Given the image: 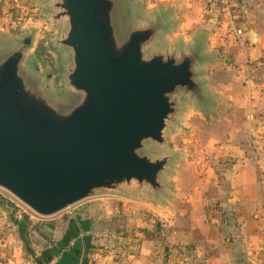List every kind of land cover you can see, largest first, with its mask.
<instances>
[{"label": "water", "instance_id": "1", "mask_svg": "<svg viewBox=\"0 0 264 264\" xmlns=\"http://www.w3.org/2000/svg\"><path fill=\"white\" fill-rule=\"evenodd\" d=\"M53 8L67 57L57 80L77 102L62 111L26 68L31 38L0 49V187L42 217L96 196L150 192L160 201L175 156L153 152L182 127L185 102L211 104L200 42L149 50L168 32L164 14L120 37L114 0H54Z\"/></svg>", "mask_w": 264, "mask_h": 264}, {"label": "crops", "instance_id": "2", "mask_svg": "<svg viewBox=\"0 0 264 264\" xmlns=\"http://www.w3.org/2000/svg\"><path fill=\"white\" fill-rule=\"evenodd\" d=\"M233 2L245 12L246 51L218 28L203 6L199 5L203 15L196 17L189 12L198 8L194 4L169 0L156 5L157 13L166 15L168 46L190 49L200 42L208 58L199 67L206 88L214 87L211 72L216 64L209 57L217 50L231 57L227 69L235 79L228 100L244 115V121L223 137L204 142L194 185L179 203L172 196L169 207L157 205L161 200L153 204L164 229L158 228L153 239L145 237V229L154 226L140 223L144 214L139 206H128L139 201L134 200L136 194L96 196L70 210L67 223L58 214L56 223L39 225L48 238L35 240L27 253L21 254L28 240L17 239L15 258L0 264H93L85 257L90 251H95V264H264V162L253 155L264 148V0ZM105 196L122 199V205L101 198ZM14 223L30 233L25 220ZM103 241L116 250L122 242L128 247L123 246L120 260H104L97 249ZM183 247L187 254L180 253Z\"/></svg>", "mask_w": 264, "mask_h": 264}, {"label": "rangeland", "instance_id": "3", "mask_svg": "<svg viewBox=\"0 0 264 264\" xmlns=\"http://www.w3.org/2000/svg\"><path fill=\"white\" fill-rule=\"evenodd\" d=\"M114 1L118 6L117 11L120 13L118 34L120 37H124V35H127V29L132 25L136 23L142 25L159 16V13H157L159 7L157 8L156 5L159 6V4L166 3L169 0ZM178 2L183 6L187 3L198 6L197 9L191 7L189 10L196 17L203 15V11L199 7L201 5L210 19H217L219 9L207 7L206 0H178ZM53 4L54 0H0V49L7 50L24 38H31L25 60L26 68L42 83L49 85L50 88L45 87L53 103L62 111H68L77 102V96L65 83L59 85L57 80L58 76L66 71L67 57L66 52L56 44V40L61 38L64 32L65 24L62 19L54 20L57 10L53 8ZM166 43H168L166 33L163 32L159 39L150 45L149 50L161 49L168 45ZM230 59L231 57L221 50H217L209 57L210 62L216 64L211 72L213 77L211 82H213L214 87L207 88L208 96L213 100L212 103L204 109L196 103L185 102V98L182 96L181 100L185 102L184 115H182L181 120L182 127H171L167 136L168 146L153 152L157 155L170 154L175 156V160L163 179V183L167 185V193L157 205L169 207L172 196L174 201L179 203V198L189 192L194 185V176L197 174L195 169L199 170L203 160L201 148L206 139L216 137V135L221 138L229 131L231 126L244 121L243 112L233 111L234 104L228 100L234 91V88L229 85L235 79L234 73L227 69V66L231 65ZM37 69H39V72ZM190 115L193 117L188 120L187 118ZM253 155L264 162V148ZM134 197H137L134 200L139 199V201L137 203L130 201L128 206H132L134 209L138 206L141 208L139 210L144 215L140 223L154 226L152 229H145L144 235L146 238L153 239L157 230L164 229L159 219L155 218L156 212L152 208L155 203L153 196L150 192H144V194L137 193ZM101 198H107L117 206L122 205V201H120L122 199L120 198L106 196ZM93 200L97 199L94 197L88 198L57 213V215L42 217L34 213L7 190L0 187V260L7 262L6 260L15 258L16 246L14 244L17 239L21 241L28 240L27 246L23 248L21 254L24 251L23 254L27 253L29 246L35 240L48 238V232L46 230L41 232L39 225L46 226L56 223L59 217L55 219V216H58V214H61L59 215L60 218L67 223L71 216L70 210H74L75 206L78 208L81 204H87ZM31 215L35 216L37 220H31ZM19 220L27 222L30 233L25 232V228L15 227L14 222L18 223ZM35 226H39V229L34 228ZM21 228L23 229L21 233L23 236L18 234V230ZM119 232L122 233V231ZM24 233H26L25 236ZM122 235L120 236L122 237ZM117 246H119L117 250L112 249L109 242L103 241V244L97 248L98 253L104 260H107L105 258L108 257L118 261L125 250L123 246L128 247V245L122 242ZM88 253L85 256L86 260L88 263L95 264L96 260L93 255L95 251Z\"/></svg>", "mask_w": 264, "mask_h": 264}, {"label": "built area", "instance_id": "4", "mask_svg": "<svg viewBox=\"0 0 264 264\" xmlns=\"http://www.w3.org/2000/svg\"><path fill=\"white\" fill-rule=\"evenodd\" d=\"M206 6L219 9L217 13L216 25L221 31L240 45L246 51V33L244 29L245 12L237 6L233 0H206ZM248 65H252V61L248 60ZM180 253L187 254V250L179 248Z\"/></svg>", "mask_w": 264, "mask_h": 264}, {"label": "trees", "instance_id": "5", "mask_svg": "<svg viewBox=\"0 0 264 264\" xmlns=\"http://www.w3.org/2000/svg\"><path fill=\"white\" fill-rule=\"evenodd\" d=\"M233 111H234V108H233ZM241 122H238L236 125H238V124H240ZM234 126V125H233ZM233 126H231V127H233ZM211 128V127H210ZM220 132V131H219ZM207 140V139H206Z\"/></svg>", "mask_w": 264, "mask_h": 264}]
</instances>
